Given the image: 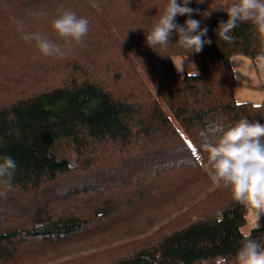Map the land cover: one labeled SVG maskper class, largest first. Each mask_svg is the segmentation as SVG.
<instances>
[{"label": "trees", "instance_id": "1", "mask_svg": "<svg viewBox=\"0 0 264 264\" xmlns=\"http://www.w3.org/2000/svg\"><path fill=\"white\" fill-rule=\"evenodd\" d=\"M94 1L115 33L91 0H0V93L52 67L64 71L57 85L0 95V156L17 163L13 187L0 197V264L101 245L57 264H215L218 256L236 264L249 234L264 248V219L260 228L257 219L250 223V208L201 166L207 119L225 130L241 119L264 124V101H238L233 93L231 56L256 61L262 45L255 27L239 23L226 42L216 29L232 0H191L202 13L191 18L207 27L212 43L190 54L174 33L166 50L152 49L145 35L167 0ZM5 5L54 41L48 19L64 5L89 21L88 35L64 58L46 57L20 38ZM39 10L48 19L26 14ZM174 56L194 63L199 75L178 71ZM164 211L174 213L147 232Z\"/></svg>", "mask_w": 264, "mask_h": 264}, {"label": "clouds", "instance_id": "2", "mask_svg": "<svg viewBox=\"0 0 264 264\" xmlns=\"http://www.w3.org/2000/svg\"><path fill=\"white\" fill-rule=\"evenodd\" d=\"M196 2L202 3L203 0ZM190 3L191 0H167L151 30L145 35L146 44L152 49L160 46L166 50L174 33L177 37L176 44L190 54L200 53L205 45L211 44L210 39H205L207 27L201 28V22L191 18L194 13H202L189 7ZM5 8L9 11L8 18L20 38L28 43L34 42L40 53L46 57L64 58L77 45L83 44L89 32V21L64 5H59L50 19L44 10L26 13L28 17L37 20L48 19L57 41L40 30H29L25 20L11 14L7 5ZM224 11L228 19L218 23L216 34L231 43L234 40L231 33L239 23L252 24L262 45L256 60L264 64V0H232ZM208 15L209 13L203 16ZM178 16H186L188 19L183 25H179L176 23ZM189 66L191 70L187 72L188 77L198 76L196 65L189 62L188 69ZM176 68L183 72V61ZM218 134L217 143L208 142L210 136L215 137ZM200 136L208 153L201 166L208 173L209 179L216 187L229 189L233 200L249 206L257 219L255 227L260 228L259 220L264 215V124L249 123L247 119H241L235 126L225 130L219 120L207 119ZM16 168L17 163L11 156H0V185L5 189L0 191V197L6 196L12 189ZM215 264H227L226 258L216 257ZM236 264H264V248L250 234L241 242L236 254Z\"/></svg>", "mask_w": 264, "mask_h": 264}, {"label": "rangeland", "instance_id": "3", "mask_svg": "<svg viewBox=\"0 0 264 264\" xmlns=\"http://www.w3.org/2000/svg\"><path fill=\"white\" fill-rule=\"evenodd\" d=\"M91 1H92V5L95 6V8L99 12H101L103 17L105 18L108 27L113 31V33H115L110 22L106 19L102 11L97 7L95 1L94 0H91ZM182 61H183L184 70L181 73L185 74L188 72V70H191L190 66L188 69L189 62L191 61L186 60L181 56L173 57L174 66L176 65L177 67H179ZM256 61H253L251 58L243 54H234L231 56V64H232V68L234 72V79H235L233 93H234L235 99L238 101L250 100L252 102H258L260 100H264V64H262L259 67L258 66L259 62H256ZM257 66L259 67V69H257ZM29 68H30L29 70L32 71L34 67L30 66ZM56 70L58 71L56 72ZM62 72L64 71L57 69V67H52V70H47L45 75H40L37 77L35 75L34 78L27 80V82H25V85L23 86L21 84L12 85L6 92L0 93V95H5L7 98L11 94H20L21 90L31 92L32 90H39V89H43L46 87L57 85L59 83V79H60ZM35 73L36 71L31 72V74H35ZM164 212H168V211H164ZM160 213H163V212H160ZM172 213L174 212H170L169 215L167 216L164 215L163 213V215L159 217L161 219L160 222L154 225L153 227H151L147 232H150L151 230H155L156 228H158L159 226L167 222V220H169V217L173 215ZM147 232H145L144 234H146ZM139 237H141V235L136 236V238H139ZM103 247L104 245L95 246V247L87 246L73 253L62 254L55 258L49 257V258H43V259H37V260L29 259L27 260L28 262H26V264H57L58 262L66 261L72 257L84 256L90 253L93 254Z\"/></svg>", "mask_w": 264, "mask_h": 264}, {"label": "crops", "instance_id": "4", "mask_svg": "<svg viewBox=\"0 0 264 264\" xmlns=\"http://www.w3.org/2000/svg\"><path fill=\"white\" fill-rule=\"evenodd\" d=\"M258 62V61H256ZM255 63V62H254ZM262 64L259 62V67L261 66ZM257 66V69H259V67ZM260 101H264V100H260ZM249 207V206H248ZM250 208V207H249ZM263 219H264V215L261 216ZM249 222L250 223H254L256 221V217L254 215V211L250 208V214H249Z\"/></svg>", "mask_w": 264, "mask_h": 264}, {"label": "snow or ice", "instance_id": "5", "mask_svg": "<svg viewBox=\"0 0 264 264\" xmlns=\"http://www.w3.org/2000/svg\"><path fill=\"white\" fill-rule=\"evenodd\" d=\"M190 148L192 147L191 144L188 145Z\"/></svg>", "mask_w": 264, "mask_h": 264}]
</instances>
